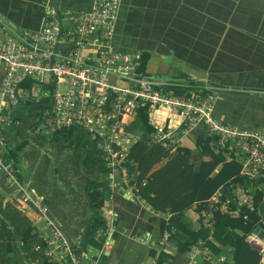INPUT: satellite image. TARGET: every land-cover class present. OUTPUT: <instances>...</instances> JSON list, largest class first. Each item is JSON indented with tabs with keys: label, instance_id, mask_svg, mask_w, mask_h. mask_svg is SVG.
<instances>
[{
	"label": "built area",
	"instance_id": "1",
	"mask_svg": "<svg viewBox=\"0 0 264 264\" xmlns=\"http://www.w3.org/2000/svg\"><path fill=\"white\" fill-rule=\"evenodd\" d=\"M121 0H93L87 11L59 9L51 2L45 6L43 25L38 30H15L8 26L0 32V177L12 192L19 208L31 211L47 235L45 259L48 264H83L75 252L79 240L70 239L61 224L51 216L43 198L36 195L28 182L18 179L19 170L5 157L6 132L19 124L16 112L26 105L42 107L39 129L51 136L62 131H78L95 142L110 169L112 190L116 187L114 173L127 182L126 170L120 166L137 137L125 127L140 108L169 111L180 118L179 129L153 125L150 138L154 144L174 145L188 130L202 124L208 135L216 137L223 148L228 144L240 146L245 155L240 163V175L249 179L264 177V131L240 129L219 122L214 116L217 100L212 89L191 85L185 96L160 89L165 83L139 70V51H120L113 47L116 22ZM57 49L55 50V48ZM63 47V48H61ZM26 82L30 83L24 85ZM31 84L35 88H31ZM34 129V128H33ZM107 202H112V197ZM235 196L238 203L253 211L252 198L242 189ZM217 207L211 199L209 209ZM103 208L107 219H116L111 209ZM221 209L236 214L227 205ZM264 224V223H263ZM245 237L264 264V236L254 232ZM113 226L105 234L112 235ZM170 237L163 234L162 242ZM109 244L102 247L107 251ZM189 253L187 264H196L197 256L212 264H226L220 257L213 261L207 248ZM38 248V247H37ZM101 252L90 254L88 264H96Z\"/></svg>",
	"mask_w": 264,
	"mask_h": 264
},
{
	"label": "trees",
	"instance_id": "2",
	"mask_svg": "<svg viewBox=\"0 0 264 264\" xmlns=\"http://www.w3.org/2000/svg\"><path fill=\"white\" fill-rule=\"evenodd\" d=\"M146 64L147 58L142 55L139 70L144 71ZM160 90L176 96H185L190 91L173 84ZM21 114L19 111L14 114L19 124ZM19 124L5 134V157L20 169L18 179L28 182L43 198L51 216L61 224L66 235L73 240L80 239L75 252L81 262L87 264L84 257L90 253L89 249L101 251L107 237L103 208L110 200L112 188L108 177L110 169L106 167L104 155L94 141L90 139L92 147L88 149L87 140L78 137L80 132L71 130L52 137L60 138L62 147L74 142L73 152L57 153L52 164L46 157L41 158L36 166L35 160L40 158L34 153L23 154L20 161L18 152L26 143H18ZM125 130L138 140L129 148L120 166L126 170L128 185L134 186L135 194L154 211L168 215L165 232L170 234L169 241L175 246L176 253H188L191 247L199 246L209 250L213 261L224 257L226 264H263L261 255L245 241V237L256 226L264 229V177L249 179L240 175V163L245 158L240 146L228 144L221 148L216 137L205 131L197 142L203 161L195 170L190 149L179 148L177 143L166 146L152 142L147 107L137 111ZM63 143L68 144L63 146ZM174 152L176 155L172 156ZM164 160L167 161L161 168L150 173ZM22 163H26L27 168H22ZM236 186L253 199L256 206L253 211L245 205L240 206L235 196ZM214 194L217 207L209 209V200ZM5 196L0 193L2 264H48L45 259L46 233L43 237L37 231L12 196L9 195L3 204L8 195L5 193ZM222 205L236 210V214L222 210ZM189 211L205 214L200 216L199 229L192 224ZM236 215L239 216L234 218ZM205 220L208 225L204 224ZM150 256L156 259L154 264H165L174 259L164 247L159 253L153 250ZM106 259L101 253L98 264H104ZM196 260V264H212L200 256ZM60 264L67 263L62 260Z\"/></svg>",
	"mask_w": 264,
	"mask_h": 264
},
{
	"label": "crops",
	"instance_id": "3",
	"mask_svg": "<svg viewBox=\"0 0 264 264\" xmlns=\"http://www.w3.org/2000/svg\"><path fill=\"white\" fill-rule=\"evenodd\" d=\"M48 2L60 12L87 11L93 0H0V32L4 26L40 29ZM112 45L120 51H139L147 58V76L171 79L163 81L164 86L173 84L188 89L198 85L215 91L214 116L219 122L264 131V0H121ZM3 73L0 68V79ZM32 106L43 110L40 105H26ZM161 111L165 110L148 111V125L152 128L170 124L179 129L180 118L169 111L162 116ZM205 131L198 124L182 134L177 143L179 148L191 150L195 170L203 161L197 142ZM23 154L18 153L20 161ZM166 161L156 164L150 173ZM21 166L27 168L26 163ZM113 181V199L110 204L105 203V209H111L116 219H105L107 227L113 226L115 231L106 234L105 244L111 245L107 251L101 250L108 253L104 264H154L156 259L150 252L159 253L162 247L174 256L165 264H187L189 253L197 247H191L188 253H176L170 237L162 242L168 215L154 211L142 201L134 186L124 182L118 173H114ZM235 188L237 194L241 187ZM0 193L8 195L3 204L9 195L13 196L1 177ZM213 197L215 194L210 203ZM26 214L43 236L42 224L35 214ZM202 215L205 214L188 212L196 229ZM204 224L208 225L206 220ZM101 251L93 249L91 253ZM0 253L2 264L3 247ZM91 253L84 260L88 261Z\"/></svg>",
	"mask_w": 264,
	"mask_h": 264
},
{
	"label": "rangeland",
	"instance_id": "4",
	"mask_svg": "<svg viewBox=\"0 0 264 264\" xmlns=\"http://www.w3.org/2000/svg\"><path fill=\"white\" fill-rule=\"evenodd\" d=\"M35 87H36L35 85L31 84V88H35ZM41 112H42L41 108L37 106L27 109L26 113L20 115V124H19L20 134L18 136V143L25 142L26 144L24 148H22V150L18 153H29V154L34 153L35 157L40 158L38 161L35 160L36 166L38 165L39 162H41V158L43 159L49 157L51 161V159L57 153H71L75 150L74 142H70L68 147H62V142L60 138L52 137L50 134H47L44 129L38 128ZM166 113L168 112L161 111L160 115L163 116ZM30 127L34 128L33 132L30 131ZM78 137L84 140L86 139L88 141V142L86 141V147L88 149L92 147L91 140L89 138H86V136L83 133H79ZM67 144L68 143H63V146ZM44 154H46V156H44ZM12 198L15 199L14 196H12ZM24 212L27 213L29 211H24ZM91 250L92 249L90 248L89 252H91Z\"/></svg>",
	"mask_w": 264,
	"mask_h": 264
},
{
	"label": "water",
	"instance_id": "5",
	"mask_svg": "<svg viewBox=\"0 0 264 264\" xmlns=\"http://www.w3.org/2000/svg\"><path fill=\"white\" fill-rule=\"evenodd\" d=\"M61 48H63V47H61ZM56 49H57V47L55 48V50H56ZM157 79L162 80V81H168V82H171V79H170V78H157ZM254 232H255L256 234H258V237H259V238H262V237L264 236V232H263L262 230H260L259 228L255 229ZM109 242H111V241H109ZM109 245H111V243H109ZM103 254H104L105 256L108 255L107 252H104Z\"/></svg>",
	"mask_w": 264,
	"mask_h": 264
},
{
	"label": "clouds",
	"instance_id": "6",
	"mask_svg": "<svg viewBox=\"0 0 264 264\" xmlns=\"http://www.w3.org/2000/svg\"><path fill=\"white\" fill-rule=\"evenodd\" d=\"M154 78H157V77H154ZM106 205H104V207H105ZM105 215V214H104Z\"/></svg>",
	"mask_w": 264,
	"mask_h": 264
}]
</instances>
